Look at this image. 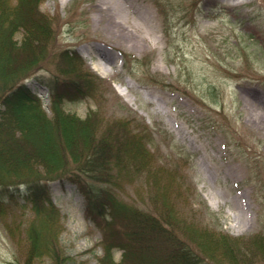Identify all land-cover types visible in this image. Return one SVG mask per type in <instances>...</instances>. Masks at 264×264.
Instances as JSON below:
<instances>
[{"label":"rangeland","instance_id":"374dc122","mask_svg":"<svg viewBox=\"0 0 264 264\" xmlns=\"http://www.w3.org/2000/svg\"><path fill=\"white\" fill-rule=\"evenodd\" d=\"M94 1L40 3L55 37L48 58L26 82L44 109L51 115L50 90L33 77L59 74L57 56L73 48L84 59V69L94 74V94L65 97L61 107L83 118L99 111L104 118L133 115L147 124L154 164L176 169L183 186L194 192L180 226L188 233L207 228L241 240L264 233V0H130L132 16L140 12L150 18L148 47L113 44L99 28ZM105 54L111 65L102 74L96 59ZM128 84L126 99L120 89ZM27 109L24 103L19 114ZM127 190L126 201L146 205L145 188L130 185ZM49 193L59 209L54 237L64 264H97L101 230L88 217L84 196L59 178L49 182ZM24 202L5 201L0 264H24L26 243L19 236L32 217ZM120 255L116 250L114 257ZM31 264L53 262L47 256ZM251 264L264 260L255 257Z\"/></svg>","mask_w":264,"mask_h":264},{"label":"trees","instance_id":"16d2710c","mask_svg":"<svg viewBox=\"0 0 264 264\" xmlns=\"http://www.w3.org/2000/svg\"><path fill=\"white\" fill-rule=\"evenodd\" d=\"M42 1L0 0V215L7 199L21 198L31 207L32 217L19 236L26 243L24 264L47 256L53 264L65 262L54 237L59 209L48 185L56 178L76 185L87 214L101 230L103 252L97 264L264 260L263 232L241 240L207 228L188 233L179 225L194 192L183 186L176 169L154 164L147 124L133 115L104 118L99 111L83 118L61 107L65 97L94 94V74L84 69V59L73 48L57 56L59 74L33 77L50 89L52 113L46 112L26 82L48 58L55 37L50 15L40 11ZM24 103L28 109L19 114ZM130 185L147 190L145 206L125 200ZM8 232L16 236L12 229ZM116 250H121L119 259Z\"/></svg>","mask_w":264,"mask_h":264},{"label":"bare ground","instance_id":"6f19581e","mask_svg":"<svg viewBox=\"0 0 264 264\" xmlns=\"http://www.w3.org/2000/svg\"><path fill=\"white\" fill-rule=\"evenodd\" d=\"M130 0H95L92 7L97 13L99 20V28L112 39L113 44L132 45L135 47H148L151 45L152 36L146 33L150 23L149 16L145 13L138 12L132 16L129 13ZM233 8L234 4L229 3ZM108 55L101 56L96 59L99 73L107 74L111 65ZM130 84L120 89V93L127 99ZM254 121L257 117L253 116ZM173 123V120H170ZM174 124V123H173ZM174 126H176L174 124Z\"/></svg>","mask_w":264,"mask_h":264}]
</instances>
